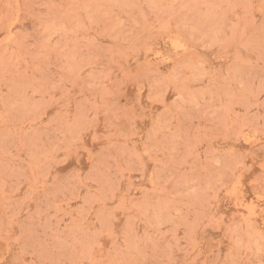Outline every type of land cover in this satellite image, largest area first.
I'll return each instance as SVG.
<instances>
[{
	"label": "rangeland",
	"instance_id": "obj_1",
	"mask_svg": "<svg viewBox=\"0 0 264 264\" xmlns=\"http://www.w3.org/2000/svg\"><path fill=\"white\" fill-rule=\"evenodd\" d=\"M0 264H264V0H0Z\"/></svg>",
	"mask_w": 264,
	"mask_h": 264
}]
</instances>
